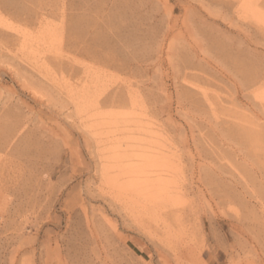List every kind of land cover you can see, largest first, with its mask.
<instances>
[{
  "label": "rangeland",
  "instance_id": "1",
  "mask_svg": "<svg viewBox=\"0 0 264 264\" xmlns=\"http://www.w3.org/2000/svg\"><path fill=\"white\" fill-rule=\"evenodd\" d=\"M0 264H264V0H0Z\"/></svg>",
  "mask_w": 264,
  "mask_h": 264
},
{
  "label": "bare ground",
  "instance_id": "2",
  "mask_svg": "<svg viewBox=\"0 0 264 264\" xmlns=\"http://www.w3.org/2000/svg\"><path fill=\"white\" fill-rule=\"evenodd\" d=\"M47 30H48V29H47ZM39 31H40V30H39ZM51 31H52V30H51ZM51 31H49V32H51ZM47 33H48V32H47ZM53 33H54V32H53ZM32 34H33V33H32ZM38 34H39V33H38ZM58 34H59V33H58ZM43 35H44V34H43ZM45 35H46V34H45ZM56 35H57V34H56ZM26 36H27V35H26ZM32 36H33V35H32ZM37 37H38V35H37ZM38 38H39V37H38ZM46 38H47V37H46ZM27 39H28V38H27ZM42 39H43V38H42ZM44 39H45V38H44ZM57 39H58V38H57ZM36 41H37V40H36ZM49 41H50V40H49ZM60 41H61V40H60ZM33 42H34V41H33ZM44 42H45V41H44ZM36 43H37V42H36ZM46 43H47V41H46ZM50 43H51V42H50ZM59 43H60V42H59ZM38 44H39V43H38ZM43 45H44V43H43ZM46 53H47V52H46ZM4 71H5V69H4ZM87 87H88V86H87ZM82 92H83V91H82ZM34 98H35V97H34ZM36 101H37V100H36ZM92 101H93V100H92ZM88 102H89V101H88ZM40 104H41V103H40ZM75 104H76V103H75ZM97 104H98V103H97ZM76 105H77V104H76ZM75 107H76V106H75ZM92 107H93V106H92ZM80 109H81V108H80ZM83 110H84V109H83ZM85 110H86V108H85ZM85 110H84V111H85ZM53 112H54V111H53ZM109 114H110V113H109ZM109 114H108V115H109ZM81 115H82V113H81ZM96 115H97V114H96ZM104 115H105V114H104ZM85 116H86V115H85ZM98 116H99V115H98ZM113 116H114V115H113ZM90 117H91V116H90ZM93 117H94V116H93ZM103 118H104V117H103ZM109 118H110V115H109ZM90 119H91V118H90ZM93 119H94V118H93ZM99 119H101V118H99ZM106 121H107V120H106ZM114 124H115V123H114ZM99 125H100V124H99ZM99 125H98V126H99ZM106 125H107V124H106ZM99 127H100V126H99ZM106 127H107V126H106ZM108 127H109V126H108ZM97 129H98V128H97ZM93 130H95V129H92V131H93ZM97 131H98V130H97ZM99 133H100V132H99ZM99 133H98V134H99ZM103 135H104V133H103ZM100 142H102V141H100ZM115 147H116V146H115ZM116 148H118V147H116ZM116 148H115V149H116ZM71 150H72V149H71ZM74 152H75V151H74ZM111 152H112V151H111ZM114 158H115V157H114ZM101 159H102V158H101ZM103 161H104V160H103ZM108 165H109V164H108ZM110 165H111V164H110Z\"/></svg>",
  "mask_w": 264,
  "mask_h": 264
}]
</instances>
